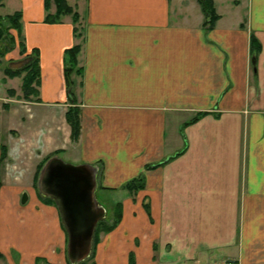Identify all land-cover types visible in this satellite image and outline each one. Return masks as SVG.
I'll use <instances>...</instances> for the list:
<instances>
[{"label": "crops", "instance_id": "0c3cea01", "mask_svg": "<svg viewBox=\"0 0 264 264\" xmlns=\"http://www.w3.org/2000/svg\"><path fill=\"white\" fill-rule=\"evenodd\" d=\"M7 5L21 13L22 56L38 50L40 83L38 100L14 101L6 94L13 88L0 97L9 164L1 201L33 192L37 166L57 153L96 168L95 196H111L108 209L121 205L117 227L95 246V264H128L130 255L134 264H264V0H214L210 29L197 0H77L70 6L80 39L69 17L44 22V0L0 8ZM252 38L260 46L254 63ZM78 44L73 142L64 52ZM198 113L205 115L188 124ZM139 176L144 188L130 194L123 186ZM9 220L0 241L20 264L47 258L45 232L30 237L27 224Z\"/></svg>", "mask_w": 264, "mask_h": 264}, {"label": "trees", "instance_id": "16d2710c", "mask_svg": "<svg viewBox=\"0 0 264 264\" xmlns=\"http://www.w3.org/2000/svg\"><path fill=\"white\" fill-rule=\"evenodd\" d=\"M4 0H0V6L3 5ZM197 3L200 7V10L204 16V26L207 29L214 27L216 21L218 20V15L216 14L214 8V0H197ZM51 6L54 7V12H51ZM44 10H45V18L44 22L46 24H59L62 22L63 18L69 17L71 19V23L73 25V35L76 39H80L82 36V32L80 29V16L77 11L68 4L67 0H44ZM14 31L15 36L10 32ZM19 42H18V41ZM16 47L19 48L20 53L24 54L25 46L24 40L22 36V26H21V13L15 12L11 15H6L0 17V55L3 56L6 53L11 52ZM260 46L255 39L250 40V53L252 55V62L255 60L257 53L259 52ZM81 50V45H75L64 52V77L66 82V89L68 91V98L73 102L72 106H70L65 113V120L71 130V140L76 142L80 135V112L77 107L74 106V99L72 97V80L71 76H81V68L78 67V55ZM24 59L28 60V62L24 65L23 68L18 70H11L9 67L4 70V74L6 77L13 79L15 77H19L24 74L22 77L21 84V94L22 98L27 101H32L33 99H37L38 90L40 83V67H39V53L38 50L34 49L30 54L26 55ZM10 95H14V91H9ZM205 113H198L192 120L188 122V124L197 121L200 117L204 116ZM57 153L45 158L38 166L36 170V174L34 177V186L37 183V179L39 176V172L43 165L52 157H54ZM7 157V148L4 145L0 146V167L4 165ZM156 167L148 166V168ZM123 188L127 190L130 194H134L139 190L144 188L143 177L139 176L135 179L124 184ZM52 200V199H51ZM51 200V203H53ZM112 223L109 224L106 219L101 220L96 225L93 241H92V252L90 258L93 259V254L95 250V246L99 242V233H110L113 231L121 219V205H114L113 215L110 218ZM39 258L35 259V264ZM128 264H134V260L132 256L129 257Z\"/></svg>", "mask_w": 264, "mask_h": 264}, {"label": "water", "instance_id": "95a60500", "mask_svg": "<svg viewBox=\"0 0 264 264\" xmlns=\"http://www.w3.org/2000/svg\"><path fill=\"white\" fill-rule=\"evenodd\" d=\"M27 62L26 59L12 62L9 68L18 70ZM37 184L39 193L52 199L56 205L67 235L69 262L79 264L85 261L92 249L96 225L105 218V210L98 205L95 196L96 168L69 165L52 157L43 165ZM27 199V194L23 193L21 204L24 205Z\"/></svg>", "mask_w": 264, "mask_h": 264}, {"label": "rangeland", "instance_id": "374dc122", "mask_svg": "<svg viewBox=\"0 0 264 264\" xmlns=\"http://www.w3.org/2000/svg\"><path fill=\"white\" fill-rule=\"evenodd\" d=\"M67 2L69 5H73L77 2V0H67ZM12 13H13V9L11 7H9L8 5L4 6L3 8H0V17L10 15ZM10 33L15 36L14 31H11ZM19 53H20V51H19ZM22 55L23 54H21V53H20V55H12V52L6 53L3 56L0 55V97L4 96V92L8 88H13L14 89L13 90L14 95H10L9 91L12 89H8L7 93H6L7 97L13 98L14 101H15L16 97H18L19 99H23L22 94H21V84H22V77L24 74L20 75L19 77L13 78L14 80L11 82H8L6 86L3 85V82L6 81V79H10V78L5 76L4 70L9 67L10 63L16 62L19 60H23L24 57ZM12 56H13V59H11ZM2 77H4V78L1 79ZM10 80H12V79H10ZM15 92L18 93L19 95L17 96L15 94ZM9 104L13 105V103H9ZM6 106H7L6 104H1L2 109H5ZM23 116H26V115L23 114ZM1 141H3V139H0V142ZM1 145L2 144H0V146ZM64 163L69 164V165H76V164L67 163V162H64ZM8 165L9 164L4 163V165H2L0 167V181L4 177V173H5V170L8 167ZM18 171L24 172V169L21 168ZM17 173H19V172H17ZM7 183H9V182H7ZM23 184L25 185L24 182H23ZM29 184H30V182L27 185H29ZM8 186L14 187V185H8ZM33 189H34V191L30 192V194L27 195L28 199L24 205H22L20 202L21 196H22L21 193H17L16 195L13 196L14 197L13 199H10L7 201H1L3 194L0 193V232H1L2 228L6 227L8 225L9 219H13V223L16 224L17 226H24V224H27L28 230L30 232H32L30 237L34 236V234L37 232L44 231L45 233H43V234L46 236V240L49 241V243L47 244V247H46V251H45V255L47 254V256H46L47 258H43L41 256L36 257V258H39V260L37 261V264H71L68 260V257H67V235H66L65 230L61 224V219L59 221V230L56 229L57 225L55 227V230H53V227H52V219H53L52 215L55 216V219H56V216L58 219V215H59L55 203L50 198L43 197L39 193L37 183L35 186H33ZM48 200H51L53 203H51ZM96 200L98 202V205H100V206L102 205V207H104L105 210L108 211L105 214L104 219H106L107 222H109V224L112 223L113 220H111L110 218L113 215L114 207H112L111 209H108V207H107L108 206L107 202L110 203L112 200L111 196H106L103 193H101V191H97ZM47 208H50L54 212V214H51V213L40 214L39 209H45L46 211L50 210ZM17 211H20V213H21V211H22V213L28 212V216L26 217L24 215H19L17 213L16 214L13 213V212H17ZM4 214H6L8 216L4 217ZM9 216H11V217H9ZM59 218H60V216H59ZM14 219L16 220L15 222H14ZM56 231L59 233V237L56 236V233H55ZM102 234H104V233H99V237ZM18 240L20 242L22 241L21 238ZM31 241L35 242L37 240L32 239ZM5 243H6V241L4 243L0 241V249H2V251H0V264H20L21 257H20V255H18V252L12 250L9 246L6 247ZM6 248H8V249H6ZM91 251H92V249H91ZM90 256H91V252H90L89 257L85 261H83L79 264H95L94 261L90 258ZM28 257H29V255H28ZM36 258H34V264H35ZM24 259L25 260H23V262H26V264H28L29 258H27V259L24 258Z\"/></svg>", "mask_w": 264, "mask_h": 264}, {"label": "built area", "instance_id": "2783aa9c", "mask_svg": "<svg viewBox=\"0 0 264 264\" xmlns=\"http://www.w3.org/2000/svg\"><path fill=\"white\" fill-rule=\"evenodd\" d=\"M224 264H235V263L227 262V263H224Z\"/></svg>", "mask_w": 264, "mask_h": 264}]
</instances>
